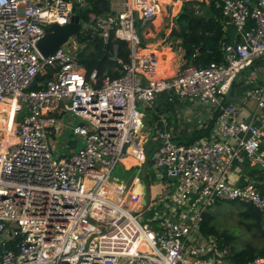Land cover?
Returning <instances> with one entry per match:
<instances>
[{
    "label": "built area",
    "instance_id": "obj_1",
    "mask_svg": "<svg viewBox=\"0 0 264 264\" xmlns=\"http://www.w3.org/2000/svg\"><path fill=\"white\" fill-rule=\"evenodd\" d=\"M108 1L109 11L97 13L87 0H0V264H230L201 226L216 201L249 203L264 218V191L229 181L234 163L264 176V84L250 92L259 124L225 101L239 73L264 56V0H216L235 30L233 41L221 42L222 61L175 72L142 33L163 8L172 17L186 0ZM74 4L87 39L72 37L42 55L38 40L50 24L68 23ZM93 37L126 42L129 60L117 59L118 77L86 73L79 51ZM161 92L207 102L216 116L209 137L187 144L149 128L158 142L154 167L175 189L169 210L143 223L142 194L112 173L127 157L144 163L138 103L151 107ZM65 113L74 125L64 123ZM66 127L83 146L56 157L50 137ZM246 264H264V251Z\"/></svg>",
    "mask_w": 264,
    "mask_h": 264
},
{
    "label": "trees",
    "instance_id": "obj_2",
    "mask_svg": "<svg viewBox=\"0 0 264 264\" xmlns=\"http://www.w3.org/2000/svg\"><path fill=\"white\" fill-rule=\"evenodd\" d=\"M87 1L90 8L97 13L109 11L108 0ZM215 1L216 0H186L183 2L180 11L174 17V27L171 30L169 38L173 40L175 44L181 42L180 44H182L184 48L187 47V53H184L182 58L183 65L188 64L190 57L193 55V48H196V52L194 53L195 65H206L213 61H222L220 46L222 41H227L226 32L223 29L227 23V17H225L221 9L216 6ZM77 38L80 40L87 39L82 33H79ZM115 46L117 52L116 57L113 55ZM128 54L127 44L124 41L111 37L107 43H104L100 38L93 37L87 42V47L79 51V60L84 66L86 73L96 70L99 79L105 75H109L113 78L121 74L117 59L127 62L129 60ZM39 78L45 79L46 76H41ZM177 101L178 97L176 96H170L166 92L159 93L156 96L154 104L147 110L145 122L149 125H155L163 115L173 110ZM212 124L211 122L204 130L195 133L196 135H190L191 138L188 139L189 141L187 143H191L198 137L207 135ZM242 206L243 210L241 211V216L245 220L246 226L250 230L253 229L263 234V243L259 248H253L248 245L242 249H235L232 242L234 237L229 234L218 232L214 226L210 225V217L207 212L204 214L201 226V231L205 236H212L218 240L219 245L222 249L226 250V255L229 256L233 264H246L256 255L264 251L263 215L249 203H242Z\"/></svg>",
    "mask_w": 264,
    "mask_h": 264
},
{
    "label": "crops",
    "instance_id": "obj_3",
    "mask_svg": "<svg viewBox=\"0 0 264 264\" xmlns=\"http://www.w3.org/2000/svg\"><path fill=\"white\" fill-rule=\"evenodd\" d=\"M207 1V0H206ZM251 3L256 2V0H250ZM182 5H180V8L175 13L172 12L174 15L172 17L170 16V24L168 29L165 33L161 34L160 37H162L164 34L167 35V38H169V35L171 33L172 28L174 27L173 19L177 15V13L180 11ZM170 8V7H167ZM159 18L156 17L155 20ZM155 20L153 24L155 23ZM156 25V24H155ZM224 31L226 32V38L227 41H233L235 30L234 26L228 22L223 27ZM145 36L146 38L154 37V34L147 33V30L143 31L142 37ZM229 37V39H228ZM151 42V41H150ZM156 43V41H154ZM159 51H162V54L165 55L163 59L166 61L167 64L170 66V70L172 72H175L180 66H183V62L181 64L178 63L179 61V55H177L176 51H172L171 46L164 47L163 45H160L159 43ZM172 56H170L171 54ZM168 54V55H167ZM249 71V73L247 72ZM264 84V56L256 58L251 65L247 66L245 69H243L240 73L238 78L234 81L232 85V89L230 93L225 97V101L227 102H233L236 104L238 108V117L241 119L249 120L252 118L253 122L255 124H259V120L257 118V115H254L251 117L253 111L256 108V102L255 100L250 96V92ZM216 116L215 107L211 106L207 102H195L189 98H179L178 101L175 103L173 110L169 113L163 115L161 119L155 124V125H149L145 121H143V128L140 133V136L138 137L137 141L141 145H143L146 156H147V162H146V172L145 174H142V163L141 168L137 167L136 161L133 157H127L123 161L121 165L118 166L119 170L122 171H131L134 172L135 177H132L129 182H125L132 192H139L142 194V202L141 205L144 206L143 210L141 212L148 218L150 221L157 215H161L162 213H166L170 208V198L173 193V190L175 188V183L170 182L168 178L163 176L161 179L159 178V175L157 174L159 180L167 181L168 187H171L172 190L169 192V196H166V194H162V196L157 197L154 199L152 197V193H149V190L147 189V186L152 182L155 183V181H149V177H147V169L148 165L152 164V167H154V160H153V152L157 147V140L155 139V133L154 130L159 129H167L173 133V138L175 142L178 143H187L191 137L190 135H196L200 130H204L211 122L214 123ZM213 126V124H212ZM211 126V127H212ZM149 128H153L154 130H150ZM211 134V128L208 131L207 135L198 137L197 139H200L202 137H209ZM195 139V140H197ZM193 140V141H195ZM261 148L264 150V137L261 143ZM145 162V161H144ZM119 182L123 183L124 180L120 179L118 176H114ZM229 181L241 186L245 185L247 183L254 184L258 191L263 192L264 191V176L256 166H251L248 163H234L233 167L231 169V173L229 176ZM150 187V186H149ZM148 193V198L145 201L144 196L145 193ZM150 198V201H149ZM158 198L162 199V202L164 201V208H161L162 206H159ZM140 205V206H141ZM161 208V209H160ZM164 209V210H163ZM139 209L136 211L139 213ZM151 226L157 227L156 222H151ZM230 264L231 263L230 261Z\"/></svg>",
    "mask_w": 264,
    "mask_h": 264
},
{
    "label": "rangeland",
    "instance_id": "obj_4",
    "mask_svg": "<svg viewBox=\"0 0 264 264\" xmlns=\"http://www.w3.org/2000/svg\"><path fill=\"white\" fill-rule=\"evenodd\" d=\"M170 11L169 8H163V10L159 13V18L155 20L154 25L148 24L145 28V31L147 30V33L154 34V37L146 38L145 36L142 37V42H154L159 43L160 45H163L164 47H167L169 45H172L174 50L177 52V55H179V61L178 63H182V58L184 56V53H187L186 45L184 48L181 42L178 44H175L173 40L170 38H167V35H163L160 37L161 34L165 33L166 30L169 27L170 24ZM156 24V25H155ZM144 31V29H143ZM65 48L69 49V46H66ZM196 52V48H193L192 50V56L190 57L188 64H195L194 60V53ZM160 55V54H159ZM172 56V55H170ZM165 65H168L167 63H164ZM249 73V71H247ZM138 105L141 107V110L144 113L143 121H145V116L147 115V110H149V107L144 106L142 103H138ZM6 108V106H5ZM19 108L17 110L16 120L20 121L23 117V110H20ZM64 123L66 124L69 122L70 125H74L77 121V119L70 113L64 114ZM52 139L51 147L53 149V155L59 156L64 153H68V151L77 149L80 146H83V141L80 136L73 135L69 128H64L62 134L59 137H56L53 139V137H50ZM141 168L139 164H137ZM162 173V170H156L152 167V164L148 165L147 169V177H149V181H155V183L152 184V182L149 184L150 188L148 189L152 193V197L156 199L159 196H162V194H166V196H169L170 190H172V186L168 187L167 181L159 180L157 174ZM113 176H118L120 179L124 180L123 183L129 182L134 175V172L131 171H120L117 167L114 172L112 173ZM170 182H174V180L169 179ZM126 184V183H125ZM127 185V184H126ZM175 189V188H174ZM174 191V190H173ZM169 194V195H168ZM159 206H162L161 208H164V201L162 202L161 198H158ZM160 208V209H161ZM164 210V209H163ZM243 210L242 203L239 202H228V201H216L212 203L208 209L207 214L210 217L209 224L214 226L215 229L218 232L229 234L234 237L233 239V246L235 249H242L248 245L252 246L253 248H259L262 246L263 243V234H261L258 231L250 230L246 224L245 220L241 216V211ZM137 218L140 220V222H147L148 218H146L147 215L143 214L142 212L136 213ZM264 228V227H263Z\"/></svg>",
    "mask_w": 264,
    "mask_h": 264
},
{
    "label": "water",
    "instance_id": "obj_5",
    "mask_svg": "<svg viewBox=\"0 0 264 264\" xmlns=\"http://www.w3.org/2000/svg\"><path fill=\"white\" fill-rule=\"evenodd\" d=\"M82 14L83 10L76 4L73 5V15L68 23L59 25L57 23L50 24L45 29V34L38 40L37 48L44 56L53 55L64 43L70 38L77 36L82 30ZM147 156L142 165V174L146 172ZM150 187L147 186V189ZM150 193V191H149ZM148 193H145V201Z\"/></svg>",
    "mask_w": 264,
    "mask_h": 264
}]
</instances>
